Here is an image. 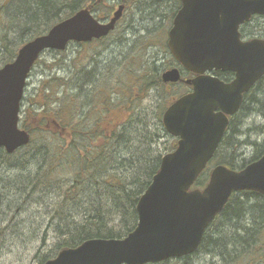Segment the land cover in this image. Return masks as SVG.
Returning a JSON list of instances; mask_svg holds the SVG:
<instances>
[{
    "label": "trees",
    "instance_id": "obj_1",
    "mask_svg": "<svg viewBox=\"0 0 264 264\" xmlns=\"http://www.w3.org/2000/svg\"><path fill=\"white\" fill-rule=\"evenodd\" d=\"M110 1L0 0V67L14 61L26 42L82 9L91 8L95 15L98 13L99 20L109 19L116 9ZM121 1L125 11L142 4V0ZM171 1L164 28L129 41L119 58L109 63L87 62L89 52L68 62L65 51L54 52L57 63L66 62L65 76L47 79L35 95L27 100L24 96L21 128L30 134L31 142L13 154L1 148L0 170L18 171L3 186L9 190L5 192L7 197L17 191L19 196L24 195L25 203L28 199L27 204L33 196L44 193L55 198L44 209L50 220L43 221L41 244L35 246L38 264L87 240L122 239L135 230L138 201L158 173L163 156L173 151L177 142L172 138L170 146L163 144L166 148H161V142L170 137L162 124L163 114L175 98L189 89L162 80L166 70L177 66L167 41L181 3ZM254 19L242 27L245 40L264 38L247 30ZM91 43L80 44L81 49ZM154 47H159L167 60L149 54ZM62 53L64 56L58 59ZM213 75L224 82L234 77L232 73ZM175 87L179 92L172 96ZM240 112H251L264 119V77L245 94ZM239 114L232 118L213 160L233 170L243 169L264 155V144H256L255 156L250 161L238 159L237 131L242 128ZM224 147H230L232 154L220 155ZM210 169L198 179L196 188L207 185ZM3 206L7 208L4 214L12 211L13 216H30L29 206L15 211L5 198H0V208ZM6 217L0 215V243L12 227L5 226L9 222ZM50 233L57 241L42 253ZM37 240L35 236L24 243L27 247ZM202 255L207 258L205 264H264V196L256 192L234 194L207 229L197 252L176 262L185 264Z\"/></svg>",
    "mask_w": 264,
    "mask_h": 264
},
{
    "label": "water",
    "instance_id": "obj_2",
    "mask_svg": "<svg viewBox=\"0 0 264 264\" xmlns=\"http://www.w3.org/2000/svg\"><path fill=\"white\" fill-rule=\"evenodd\" d=\"M168 34L179 65L162 75L166 84L184 83L192 92L176 99L163 115L166 132L178 139L138 201V223L122 239H92L65 249L44 264H157L194 254L210 224L240 192L264 196V156L240 171L216 166L203 189L195 183L214 158L230 118L244 95L264 77V39L243 40L241 27L264 16V0H180ZM125 6L108 22L91 8L26 42L11 63L0 67V148L13 154L30 144L21 129V105L36 62L46 51L69 43H90L115 31ZM181 69L194 75L182 79ZM213 72L234 74L226 83Z\"/></svg>",
    "mask_w": 264,
    "mask_h": 264
},
{
    "label": "rangeland",
    "instance_id": "obj_3",
    "mask_svg": "<svg viewBox=\"0 0 264 264\" xmlns=\"http://www.w3.org/2000/svg\"><path fill=\"white\" fill-rule=\"evenodd\" d=\"M121 2V0H111L109 3L116 5V11ZM172 5L173 2L171 0H142V4H135L129 10L124 11L123 17L119 21L116 31L113 32L109 38L107 37L108 39L104 42H93L85 49H81L80 44H70L68 49L64 52L66 53L65 61L68 60V62H71L83 55L87 56L88 52L89 56L86 60L87 62L96 61L101 65L103 63H109L114 59H118L123 52L124 46L128 44L129 41H134L146 33L153 35L158 29H163V26L165 25L163 22L166 20L165 15L170 11ZM95 16L98 18V13H96ZM101 20L105 19L101 18ZM247 30L249 32H256V36L264 37V17H256L252 25L247 27ZM157 35H155V37ZM149 54L157 57L161 61L167 60L166 55L161 52L159 47L151 49ZM56 56L57 54L51 51H47L41 56L40 64H37L34 67L28 80L25 91V100L32 95H35L39 86H41V84L47 79L54 77L61 78L65 76L66 62L65 65L57 63V59H55ZM63 56L64 54L62 53V55L58 56V59H61ZM82 61H85V59ZM178 92L179 90L175 87L172 91V96L178 94ZM238 120L242 128L237 131V133H239L237 142H240V147L235 153L240 162H242V160L250 161L255 156L257 150L256 144H264V119L251 112H244L239 114ZM172 142V137L163 140L161 142V148L164 149L170 146ZM163 144H166V147H164ZM232 152L233 150L229 147L221 150L220 155H224L225 153L228 155L232 154ZM15 159L19 160V157ZM216 165L217 163L215 162L211 167L213 168ZM14 175H18L16 168H13V170H0V185L2 186L0 188V198H5L15 211L18 208H23L24 206L26 208L29 206L30 216L28 219L27 214H20L18 216L15 214L13 216L12 211L4 214L3 211L7 210V205L0 208V215L3 217L7 216L5 219L7 222L9 221L5 226H10L12 224L11 229H8L9 234L4 241L0 243V264H38V260L35 259L37 253L35 246L41 244L40 238L45 231L43 221L45 220L47 223L50 220L48 212H45L44 209L53 203L55 198H53V196L46 197L45 193L33 196L31 202L32 205H30L31 203L27 204L28 199L25 203L24 195L19 196L17 191L7 197L5 192H9V190H5L3 186L5 183H9ZM37 200L40 201V204H38ZM35 236L38 237L35 245L28 244L26 247L24 241L27 239H33ZM49 239L50 241H47V246L42 249V253H46L50 250L57 241V238H54L53 233H50ZM206 259L207 258L203 255L200 257L196 256L193 260L186 262L185 264H205ZM164 264L179 263L176 261H170Z\"/></svg>",
    "mask_w": 264,
    "mask_h": 264
},
{
    "label": "flooded vegetation",
    "instance_id": "obj_4",
    "mask_svg": "<svg viewBox=\"0 0 264 264\" xmlns=\"http://www.w3.org/2000/svg\"><path fill=\"white\" fill-rule=\"evenodd\" d=\"M190 91H191V90L188 89V91H187L186 93H184L183 95L188 94ZM235 117H236V116H235ZM231 120H232V118H231ZM230 122H231V121H230Z\"/></svg>",
    "mask_w": 264,
    "mask_h": 264
}]
</instances>
